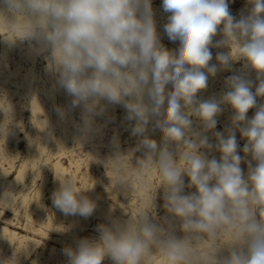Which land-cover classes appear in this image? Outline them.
<instances>
[{
  "label": "clouds",
  "instance_id": "1",
  "mask_svg": "<svg viewBox=\"0 0 264 264\" xmlns=\"http://www.w3.org/2000/svg\"><path fill=\"white\" fill-rule=\"evenodd\" d=\"M247 3V14L237 19L229 0H163L170 13L164 31L179 41L177 50H169L160 42L151 0H0V27L7 29L0 37L10 44L35 41L39 52H50L59 86L72 97L73 108H82L76 143L100 132L94 117L106 110L102 100L122 105L139 142L124 153L114 137V154L100 162L111 165L114 184L124 191L133 187L128 170L135 152H143L135 161L136 181L150 190L146 178L154 171L160 178L146 207L127 219L110 217L97 225V238L65 247L67 264H102L106 258L113 264H152L153 257L163 264H264V103H257L264 98V0ZM218 30L222 39L214 42ZM213 47L228 49L216 54L217 64H210ZM240 61L257 74L254 92L253 81L241 73L226 78L227 90L218 98H197L209 76ZM223 105L233 111L231 126L213 132V145L206 133L216 128ZM57 112L65 115L62 108ZM192 117L202 130L193 127ZM150 122L161 134L159 145L147 134ZM237 131L247 141L242 151L255 161H248L246 175ZM9 133V125L0 122V137L7 140ZM202 149L219 151L220 159H209ZM56 180L57 210L83 218L94 213L95 202L71 176ZM161 187L171 216L162 223L154 211ZM186 187L195 192L185 194ZM10 193L0 199H10ZM20 254H0V264H20Z\"/></svg>",
  "mask_w": 264,
  "mask_h": 264
},
{
  "label": "rangeland",
  "instance_id": "2",
  "mask_svg": "<svg viewBox=\"0 0 264 264\" xmlns=\"http://www.w3.org/2000/svg\"><path fill=\"white\" fill-rule=\"evenodd\" d=\"M162 3L163 0H151L156 28L160 36V42L169 50H177L179 48V41H171L164 31V25L168 22V16L170 13H166L163 10ZM250 7L251 6L247 3V0H229V10L231 14L237 19H239L241 15H246L247 10ZM4 33H7V31L3 32L0 28V34ZM9 34L10 33H8V35ZM15 35L17 36V34ZM3 39V37H0V122H3L5 126L9 125L10 133L7 137V140L3 137H0V183H3L0 185V193L2 192L1 190H3V187L8 185L10 179L18 173L22 167L21 165H23V163L28 159V153L26 149L27 139L25 135L32 129L36 130L38 133H41V129H43L45 130L44 132L47 133L50 143H48L47 150L43 156L44 158L38 160V163L41 164L48 157L52 155L53 156L51 157L52 159L49 160L46 165H44L45 167L42 168L44 169L42 174L49 172L52 179L54 164L58 159H61L63 164L70 171L67 176H71L74 179L78 189L85 191L84 195L88 196L95 202L96 209L94 213L88 218H83L78 215L80 217L81 223L70 229V233L69 231L63 232L62 229L71 224L70 221L74 216H65L61 212L60 217L62 223L60 222L59 224L57 222L54 217L55 207L52 203V194L55 190L52 189L50 185H48L45 188V194L46 202L48 204L47 216L50 217L52 221L51 227L48 230L50 236L47 238H42L41 236L43 235H36L37 239L41 241V244L36 247L37 249H34L31 257L29 258L26 257L23 249H21L18 240L10 242L8 239H5L1 242L0 239V252L5 257H10L14 250L17 253L21 252L20 264H31V261L37 260L40 257L43 247L47 245L48 248L44 252V255H42L39 264H67L68 258L63 253V249L65 247H75L76 241L79 239L97 238L99 236V233L96 231L97 225L109 223L110 217L127 219V214L136 213L139 209H141V207H146L148 205V196L155 192V189L160 184V178L158 173L155 171L153 172L151 178H146V183L151 184L150 190H146L144 184L136 181L135 161L136 158L142 157L143 155L142 151H138L134 153L132 162H129L130 166L128 174L132 181L133 187L127 191L117 188L114 184L116 174L113 171L111 165H106L105 167V164L100 161H104L114 154V137L119 141V148L121 152L128 153L137 146L140 137L133 136L131 134V128L134 126V122H130L126 119V109H124L122 105L108 104L107 101L102 100L101 103L106 105V110L102 115L94 117L95 124L101 129L100 132L87 143L82 145L76 143V137L79 135L77 126L82 124V108L79 106L73 108L71 106L72 97L69 96L66 91L59 86L58 73H56L52 67H50L49 74L45 70V67L49 65V59H47V57L50 56V52H44V54L37 59L34 74L32 72H28V69L34 64L32 61L28 60V57L25 54L26 50L22 46H16L14 48L15 50L11 51L5 60L3 59ZM213 39L214 42L222 39V35L220 34L219 30ZM25 41L29 42L27 40ZM227 51L228 49L226 48H211L213 59L210 61V64L218 63L215 59L218 52ZM241 73L246 74L247 77L253 81L252 90L254 92L255 87L258 84L256 79L257 74L254 70L245 69L243 61H240L233 63L231 70H220L215 76H209L207 88L199 92L197 94V98L200 100H206L213 96L218 98L227 90L225 85L226 78L231 75ZM48 87L54 88V93L51 97L52 101L45 94L46 88ZM35 99L38 100L44 111L40 110L38 113H34L31 103ZM257 103H264V98H257ZM57 108H62L65 110V115L63 117H72L70 129L72 128L71 130L74 135L69 134L68 137H66L63 131V126L57 124H55V126L51 125L54 122H57L59 116H61L57 112ZM222 108L223 111L216 117V128L213 131L206 133V135L209 137L210 143L213 145L216 143L213 132L225 133V130L231 126V116L233 115V111L230 106L223 105ZM255 110V108L250 109L247 113V116L249 118L253 117ZM45 113H49L48 119ZM192 119L194 124L193 127L197 130H202V125L200 122L196 120L195 117H192ZM44 120H46V122H44ZM147 134L150 136V138L154 139L158 145L160 144L161 134L158 129L153 131V124L151 122L148 126ZM11 136L13 137L11 138ZM60 136L63 138V141L66 140L64 142L65 150L64 147L58 146ZM236 139L238 143V152L243 158L240 167L246 175L248 170V161H251V155L248 154L246 156V154L242 151L247 141L240 135L238 131L236 132ZM202 151H205L209 159H220L221 153L215 149L211 151L202 149ZM61 155H63V159ZM251 162L253 166H255V161ZM6 172H9V177H4ZM33 173L34 171L29 170L30 175L28 174L24 180L25 182H23L25 187L23 188V186L20 185L18 190L15 191L14 197L16 200L14 199L8 207L3 204L0 205L1 209H5L4 214L0 218V225L9 226L11 229H17L18 225H8L7 223H4L6 222L7 218H12L15 223H18L19 220H22V222H26L28 220V205L25 204L24 207L19 205L24 194L28 193L30 197H34L37 188H39V184L42 183V177L40 176L36 179V182H32L31 176ZM184 179L185 184L187 185L188 178L185 177ZM4 184L5 186H2ZM20 189L23 190L21 191ZM20 191L22 192V195ZM190 192H195V188L186 187L185 194ZM154 203L156 222L162 223L165 217L171 219L170 214H168L163 207L164 201L162 187L157 189ZM29 222L31 225L29 230H27L28 232H23L21 229H18V231H21L28 236H33L34 234L32 229L34 226H40L38 225L39 223L36 224L31 220ZM174 224L177 228V235H182V233L178 230L179 221H174ZM17 246H19V248ZM51 248H55V253L53 252L51 254ZM102 264H113V262L106 258ZM152 264H163V261L159 258L153 257Z\"/></svg>",
  "mask_w": 264,
  "mask_h": 264
},
{
  "label": "bare ground",
  "instance_id": "3",
  "mask_svg": "<svg viewBox=\"0 0 264 264\" xmlns=\"http://www.w3.org/2000/svg\"><path fill=\"white\" fill-rule=\"evenodd\" d=\"M165 24V23H164ZM2 29L3 32L7 31V29L5 27H0ZM15 34L19 35V33H10L8 36L9 38H12L14 36H16ZM3 41V59L5 60L7 58V56L9 55V53L13 50H15L14 48L16 46H22L25 50H26V55L28 57V60L32 61V63L34 64L33 66H31L28 69V72H32L35 74V64L37 59L42 56L44 54V52H39L38 51V45H36L35 41H31V42H26V41H19L17 40L14 44H10L8 41H6L5 39L2 40ZM23 53V52H22ZM11 55V54H10ZM26 57V56H25ZM50 62L49 65H47L45 67V70L47 71V73H50ZM14 74V73H13ZM14 76V75H13ZM32 80V79H31ZM9 82V81H8ZM31 82V81H30ZM56 82V81H54ZM19 85V84H18ZM23 89V88H22ZM25 90V89H24ZM23 90V91H24ZM14 92V91H13ZM26 93V92H25ZM54 93V88L53 87H48L46 88L45 94L48 96V98H50L53 96ZM61 93V92H60ZM44 94V93H43ZM14 95V94H12ZM38 95V94H36ZM27 96V95H26ZM35 98V97H34ZM39 98V97H38ZM47 101V100H46ZM52 101V100H51ZM43 102V101H42ZM31 103V102H30ZM46 103V102H44ZM12 104V103H11ZM31 105L33 106V111L34 113H38L40 110H43V108L41 107V105L39 104L38 100L35 99L32 101ZM43 105V104H42ZM52 105V104H51ZM27 108V107H26ZM46 108V107H44ZM32 109V108H31ZM47 110V109H45ZM44 111V110H43ZM47 112V111H46ZM50 113V112H49ZM49 113H45L47 116V119L49 118ZM51 114V113H50ZM55 115V114H54ZM60 115V114H59ZM39 116V115H38ZM42 116V115H41ZM54 117V116H53ZM67 117V116H66ZM51 119V118H50ZM49 119V120H50ZM71 118H65V117H61L59 116L58 121L54 122L53 126H55V124L57 125H61L64 127V134L66 135V137H68L69 134H73L72 132V128L70 129V123H71ZM44 122H46V120H44ZM37 123V122H36ZM40 123V122H39ZM48 123V122H47ZM196 123V122H195ZM35 124V123H34ZM194 125V124H193ZM36 126V125H35ZM39 126V125H38ZM52 126V127H53ZM43 127V126H42ZM41 127V128H42ZM50 127V126H49ZM34 128V127H33ZM54 128V127H53ZM60 129V128H59ZM39 131V130H38ZM41 133H38L36 130L32 129L31 131H29L25 137L27 139L26 142V149H27V153H28V159L23 163V165H21L22 167L20 168V170L18 171V173L16 175H14L13 178L10 179L8 185L3 187V190H1L2 192L0 193V197L3 196V194L6 191H11L12 193L10 194H6V195H10L11 198L10 199H0V205H5L6 207L9 206V204L15 199L14 194L15 191L18 190L19 186L22 185L23 188L25 187L23 184V182H25V178L28 176L29 174V170L34 171L32 177V182H36V179L40 176L42 177V183L39 184V188H37V191L34 195V197H30L28 193L24 194L22 201L20 203L19 206H23L25 204L28 205L29 208V212H28V220L25 222H22V220L18 221V223H15L14 220L12 218H7L6 222H4L5 224L7 223L8 225H18L17 229H11L9 226L6 225H0V239L1 242L4 241L5 239H8L10 242H13L14 240H18L20 243V247L21 249H23L25 255L27 258L31 257L34 249H37L36 247L41 244V241L39 239H37L36 235L41 234L43 236H41L42 238H47L50 236V233L48 232L49 228L51 227L52 221L51 218L47 216V211H48V204L46 202V194H45V188L50 185V187L54 190H57L59 187V182L56 180V177H63V176H67L70 171L68 170V168L63 164L61 159H58L56 161V163L54 164V169H53V178L51 179L50 177V173L49 172H45L42 174V171L44 169L45 166L47 164V162L49 160H51L52 156L48 157L44 162H42L41 164L38 163V160H40L41 158H44V154L45 151L47 150V146L49 140H48V136L47 133L44 132L45 130L41 129ZM47 131V130H46ZM62 131V132H63ZM211 132V131H210ZM25 133V132H24ZM61 134V133H59ZM62 135V134H61ZM13 136H11L12 138ZM59 138V137H58ZM21 139V138H20ZM51 141V140H50ZM66 141V140H65ZM65 141H63V138L60 136L59 142H58V146L60 147H64L65 150ZM30 143H34L37 145V147L35 145H31ZM67 145V144H66ZM69 147V146H68ZM69 150V149H68ZM56 152V151H55ZM60 152V151H59ZM55 156V155H54ZM62 159L64 158L63 155H61ZM13 168V167H12ZM6 170V169H5ZM4 170V171H5ZM75 174V173H74ZM9 172H6L4 174V177L8 176ZM30 175V174H29ZM9 177V176H8ZM2 179V178H1ZM6 179V178H5ZM2 182V181H1ZM3 183H0V185ZM31 184V183H30ZM29 185V184H28ZM33 185V184H32ZM30 186V185H29ZM29 188V187H28ZM21 190V189H20ZM23 190V189H22ZM21 190V191H22ZM27 190V189H26ZM20 191V192H21ZM30 191V190H28ZM32 192V190H31ZM30 192V193H31ZM17 193V192H16ZM22 195V192H21ZM19 196V195H18ZM21 197V196H20ZM16 200V199H15ZM18 206V204H17ZM12 207V206H11ZM14 207V206H13ZM20 207V208H21ZM19 210V209H18ZM5 209H1L0 208V218L1 216L4 214ZM27 213V212H26ZM63 214V213H62ZM61 211L57 210L56 208L54 209V217L57 220V222L60 224L61 222ZM72 218V217H71ZM70 219V218H69ZM68 219V220H69ZM33 221L34 223H39L38 225L40 227H35L32 229L33 232V236H28L27 234H24V231L29 230L30 228V222L29 221ZM62 223V222H61ZM70 225H68L66 228L62 229L63 232L69 231L70 233V229L74 228L75 226L79 225L81 223L80 217L78 215L74 216L71 221H70ZM57 225V224H56ZM60 227V225H59ZM56 228V226H55ZM61 228V227H60ZM18 229H21L23 232L18 231ZM52 229V228H51ZM28 232V231H27ZM59 232V231H58ZM31 233V232H30ZM72 233V232H71ZM59 234V233H58ZM67 235V234H65ZM72 235V234H71ZM72 238V237H71ZM58 239V238H56ZM53 240V239H52ZM1 246V245H0ZM12 246V245H10ZM3 247V246H2ZM19 248V246H17ZM48 248L47 245H45L43 247V251L40 253V257L37 260H33L31 261V264H39L41 261V257L42 255H44V252L46 251V249ZM55 248H51V254L54 252ZM20 252V251H19ZM57 252V251H56ZM1 253V252H0ZM55 253V252H54ZM2 254V253H1ZM23 255V254H22ZM49 255V254H48ZM24 256V255H23ZM55 257V256H52ZM57 258V257H56ZM51 259V258H50ZM24 262V261H22Z\"/></svg>",
  "mask_w": 264,
  "mask_h": 264
}]
</instances>
